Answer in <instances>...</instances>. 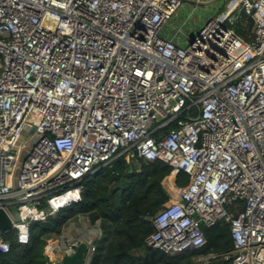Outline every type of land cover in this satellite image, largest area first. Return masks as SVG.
<instances>
[{
	"label": "built area",
	"instance_id": "1",
	"mask_svg": "<svg viewBox=\"0 0 264 264\" xmlns=\"http://www.w3.org/2000/svg\"><path fill=\"white\" fill-rule=\"evenodd\" d=\"M183 1L0 0V210L13 225L0 252L123 156L173 168L149 247L199 251L203 227L221 222L234 249L198 264H264V0H227L223 21L167 34ZM243 19L247 38L232 28ZM103 238L102 221L80 214L44 254L58 264L85 244L91 264Z\"/></svg>",
	"mask_w": 264,
	"mask_h": 264
},
{
	"label": "trees",
	"instance_id": "2",
	"mask_svg": "<svg viewBox=\"0 0 264 264\" xmlns=\"http://www.w3.org/2000/svg\"><path fill=\"white\" fill-rule=\"evenodd\" d=\"M252 24L249 23L248 29ZM232 28L247 38L241 21ZM172 171L173 168L162 161L138 159L128 163L122 156L80 183V203L60 210L46 222L33 223L28 244H19L14 232H9L6 241L10 250L0 252V264H51L44 254L47 241L62 234L69 222L80 214L89 215L93 221H102L104 238L91 264H198L199 257L232 251L234 241L230 225L221 222L203 227L207 242L196 252L172 257L147 245V239L155 232L151 219L169 201L163 182ZM177 180L179 185H186L189 177L180 171Z\"/></svg>",
	"mask_w": 264,
	"mask_h": 264
},
{
	"label": "rangeland",
	"instance_id": "3",
	"mask_svg": "<svg viewBox=\"0 0 264 264\" xmlns=\"http://www.w3.org/2000/svg\"><path fill=\"white\" fill-rule=\"evenodd\" d=\"M233 6L234 2L227 0H201L200 3H196L194 0H184L182 7L165 26L164 31L171 35L182 30L185 35L191 37L198 33L210 19L223 21L225 13ZM247 21V19H243L242 23L247 25ZM246 34H249L248 30H246ZM26 137L29 139L30 146H34L38 141V136L30 137L27 133ZM131 162L137 161L131 160ZM10 211L12 216L17 219L16 207L11 208Z\"/></svg>",
	"mask_w": 264,
	"mask_h": 264
},
{
	"label": "water",
	"instance_id": "4",
	"mask_svg": "<svg viewBox=\"0 0 264 264\" xmlns=\"http://www.w3.org/2000/svg\"><path fill=\"white\" fill-rule=\"evenodd\" d=\"M12 218L5 210H0V231L12 230ZM86 245L82 244L77 253L71 257H64L58 264H83Z\"/></svg>",
	"mask_w": 264,
	"mask_h": 264
},
{
	"label": "bare ground",
	"instance_id": "5",
	"mask_svg": "<svg viewBox=\"0 0 264 264\" xmlns=\"http://www.w3.org/2000/svg\"><path fill=\"white\" fill-rule=\"evenodd\" d=\"M29 146V145H28Z\"/></svg>",
	"mask_w": 264,
	"mask_h": 264
}]
</instances>
